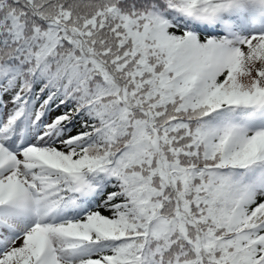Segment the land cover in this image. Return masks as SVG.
Wrapping results in <instances>:
<instances>
[{"label":"snow or ice","instance_id":"6c2138e0","mask_svg":"<svg viewBox=\"0 0 264 264\" xmlns=\"http://www.w3.org/2000/svg\"><path fill=\"white\" fill-rule=\"evenodd\" d=\"M0 264H264V0H0Z\"/></svg>","mask_w":264,"mask_h":264}]
</instances>
